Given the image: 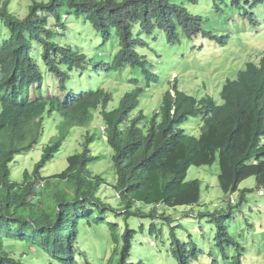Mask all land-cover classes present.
Instances as JSON below:
<instances>
[{
	"label": "trees",
	"instance_id": "16d2710c",
	"mask_svg": "<svg viewBox=\"0 0 264 264\" xmlns=\"http://www.w3.org/2000/svg\"><path fill=\"white\" fill-rule=\"evenodd\" d=\"M201 1L33 0L27 14L20 17L10 11L11 0H0V264H26L25 256L30 257V264H76L79 253L84 254V264H91L80 247L83 226L87 230L104 224L114 229L118 224L110 222L109 215L114 212L126 221L146 216L139 205H154L152 215L161 206L199 205L202 181L189 180V170L213 165L218 157L219 185L231 194L228 201L233 206L239 204L234 195L245 179L264 178V57L259 62L248 61L234 78L226 80L221 101L210 94L199 96L183 90L176 78L152 115L142 105L141 94L155 85L164 86L169 78L164 56L184 52L202 38L221 45L230 41L228 35L211 31L213 20L207 14L211 9ZM214 1L217 6H229V0ZM231 2L245 9L253 23L257 10L264 9V0ZM81 17L96 28L104 43L117 30L121 48L112 59L103 61L99 53L91 59L69 37L66 43L54 39L56 28H67L64 19ZM157 43L168 45L173 52L155 58ZM128 66L134 74L130 83L136 85L110 108L116 102L113 93L97 76L101 67L105 76L117 75ZM82 73L89 76L87 84L69 89L68 83ZM47 74L59 79L66 95L33 96L34 87L40 89ZM89 84L93 86L87 87ZM97 111L116 151V181L110 183L99 174L93 177L89 164L99 156L92 153L97 135L90 132L83 150L68 157V167L46 176L44 167L61 149L66 138L63 132L78 126L89 128ZM50 120H59L60 133L53 136L55 140L52 138L32 172L25 169L20 179H13L11 165L39 146L51 128ZM262 186L264 183L259 188ZM107 187L115 191L119 210L103 198ZM249 191L252 189L247 187L241 191L242 204ZM232 217V213L217 212L210 222L221 247L219 253L228 259L221 263L215 258L213 264H244L241 249L245 247H238ZM165 218L172 228L171 252L177 264H194L203 252L195 241L177 236L172 216ZM111 234L113 255H120L118 264H129L137 230L127 224L121 234L117 230ZM9 240L20 242L19 256L6 248Z\"/></svg>",
	"mask_w": 264,
	"mask_h": 264
},
{
	"label": "rangeland",
	"instance_id": "374dc122",
	"mask_svg": "<svg viewBox=\"0 0 264 264\" xmlns=\"http://www.w3.org/2000/svg\"><path fill=\"white\" fill-rule=\"evenodd\" d=\"M214 2V0L201 1V5H207L211 9V11L208 10L207 14L213 20L212 27L205 20L204 23L211 28L215 35H228L230 41L228 44L221 45L216 41L202 38L196 41L195 46L186 48L184 52L175 51L171 58L164 56V64L167 66L166 76L167 78L169 76L166 84L164 86L155 85L154 88L141 94L143 95L141 96L142 105L150 110L148 114L152 115L158 110L164 92L175 82L176 78L180 81L183 90L196 93L199 96L210 94L221 101L220 93L226 80L234 78L248 61L259 62L264 57V9L257 10L258 15L253 23L250 16L245 15V9L232 5L231 0H229V6L223 3L217 6ZM32 3L33 0H11L9 9L20 17H24ZM249 9L251 8L249 7ZM64 22L67 28L64 31L56 28L54 39L66 43L69 37L70 42L79 46L81 51L90 53L91 59L92 56L95 57L94 53H99V57L103 55V61L110 60L121 48L116 29L112 32L111 40L104 43L102 35L86 18H66ZM53 26L56 27V24L54 23ZM60 33H63V36H60ZM76 41L81 42L82 45H78ZM154 41H159V39ZM154 47L156 49L153 52L155 58L165 52H173L168 45L157 43ZM102 69L101 67V74L97 76L98 81L106 90L112 91L116 101L109 104L112 108L116 104L118 105L121 97L127 91L132 90L130 89L132 86L136 85L130 83L129 80V78L134 77V74L130 70V66L117 75L102 76L104 75ZM88 77V74L82 73L80 78L70 82L71 87L76 90L85 86ZM138 77L135 74V78ZM89 85L87 87L93 86V84ZM42 88L45 95L60 93V81L55 75L47 74ZM94 115L97 118L92 121L89 128L78 127L63 132L66 138L61 149L56 153L55 158L44 167L43 172L46 176L65 170L68 167V157L83 150L82 145L85 136L90 132L92 135H97L96 140L91 145V150L94 156H99L98 159L89 164L93 177L99 174L108 179L110 183L116 181L114 161L116 151L109 144L107 133L103 131L106 124L101 112L97 111ZM48 124L51 125V128L46 131L39 146L32 152L18 157L16 164L11 165L13 179H20L25 169L32 172L46 153L47 145L55 140L53 136L60 133L56 127L60 124L59 120H50ZM195 131L199 132L200 129ZM220 169L219 157L213 165L190 168L188 179L199 178L202 181V198L199 205L177 206L170 209L161 206L157 207L158 213L155 215L150 214L155 207L154 205H139L147 215L144 217L133 216L129 221H126L123 216H114L116 213L113 212V215H109L111 218L109 221L117 223V227L112 229L103 224L96 228L88 226L86 230V227L83 226L80 237L84 241L81 239L80 247H82L83 252L88 254L92 264H107L110 259H112L110 264H118L120 255H113L115 244L112 243L111 233L113 230H117L121 234L129 224L137 230L135 249L131 253V257L128 258L129 264H140L142 261L144 264H177V259L171 252L172 228L168 224L169 220L167 222L165 218L172 216L171 226L175 227L177 236L185 241H195L197 247L203 252L198 254L194 264H213L215 258H220V262L225 263L228 259H223L219 253L221 247L215 242L216 231L210 222H213L217 212L232 213V218H234L232 221L234 224L233 232L236 233L239 242L238 247H245L244 264H264V193L260 195V190L264 191V186L259 188L264 183V178L252 176L245 179L234 195L239 204L233 206L228 201L231 194L227 195L219 185ZM246 187L252 191L246 193V200L242 204L240 193ZM103 198L119 210V202L112 187H107L103 191ZM82 241L84 242L83 245ZM14 242L9 240L6 247L10 249ZM16 249L19 250L22 247L17 244ZM77 255L76 264H84V254L79 253ZM24 260L26 264H30L29 256H25ZM54 264L65 263L56 261Z\"/></svg>",
	"mask_w": 264,
	"mask_h": 264
},
{
	"label": "clouds",
	"instance_id": "9594fccd",
	"mask_svg": "<svg viewBox=\"0 0 264 264\" xmlns=\"http://www.w3.org/2000/svg\"><path fill=\"white\" fill-rule=\"evenodd\" d=\"M176 80V79H175ZM72 82V81H71ZM171 82V81H170ZM169 82V83H170ZM175 82H173L172 84H174ZM86 84H87V82H86ZM44 85V83L41 85V88L40 89H38V85H36L35 87H34V90H33V96H39V95H43L44 97H48V96H52V95H58V94H63V95H66L67 94V92L66 91H64L63 90V88H62V85H60V89H59V91H60V93H54V94H49V95H45L44 93H43V88H42V86ZM171 85V84H170ZM173 86L174 85H171L170 86V88H173ZM68 88L69 89H73L72 87H71V84H70V82L68 83ZM174 93H176L175 92V90H174ZM162 103V102H161ZM160 106H161V104H160ZM60 120V119H59ZM55 121H57V120H55ZM78 127H81V126H78ZM77 127V128H78ZM83 128H85V127H83ZM103 131L104 132H106V128H105V126H104V129H103ZM264 193V191L263 190H260V195H262ZM118 196V195H117ZM8 242V241H7ZM7 242H5V246H6V244H7ZM17 244L18 245H20V243H18V242H14L13 244H12V246H11V248L10 249H8L7 247V249L8 250H10V251H12L13 253H14V255L16 256H19L20 255V249L19 250H17L16 249V246H17ZM21 246V245H20ZM244 250L245 249H241V251L244 253ZM223 259H224V257H222ZM220 259V258H219ZM91 262V261H90ZM92 264V263H91Z\"/></svg>",
	"mask_w": 264,
	"mask_h": 264
}]
</instances>
